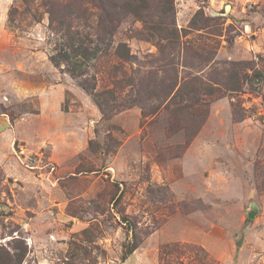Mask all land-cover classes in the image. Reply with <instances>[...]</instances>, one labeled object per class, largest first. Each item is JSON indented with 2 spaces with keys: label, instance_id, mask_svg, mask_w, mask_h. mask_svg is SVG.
<instances>
[{
  "label": "rangeland",
  "instance_id": "obj_1",
  "mask_svg": "<svg viewBox=\"0 0 264 264\" xmlns=\"http://www.w3.org/2000/svg\"><path fill=\"white\" fill-rule=\"evenodd\" d=\"M175 6L180 30L209 19L183 37L201 54L191 65L168 66L118 0H0V246L21 234L24 264H264V0ZM59 28L100 45L88 77L113 93L102 110L52 63ZM120 43L134 61L115 56ZM187 78L215 94L173 99Z\"/></svg>",
  "mask_w": 264,
  "mask_h": 264
},
{
  "label": "trees",
  "instance_id": "obj_2",
  "mask_svg": "<svg viewBox=\"0 0 264 264\" xmlns=\"http://www.w3.org/2000/svg\"><path fill=\"white\" fill-rule=\"evenodd\" d=\"M97 0H91V3H95ZM122 5V8L133 15L138 21L143 23V30L141 31L142 35L148 37V41H154L158 47V51L161 55V58L164 62L168 63V66H174L177 59L181 61L182 65H191L193 62H190V55L188 53V43L184 44L183 37H186L192 30L198 27L200 21L208 20L202 18L203 13L198 11L193 19L190 22L189 29H179L176 25V6L175 0H118ZM81 14L75 13L74 16L82 18L87 14V9L83 10ZM51 12V23L55 22L61 26L65 25V17H59L56 14V10L53 9ZM58 31V52L56 55L52 56L51 61L56 67H60L62 64H66L67 73L70 74L74 79L79 81V85L90 94L93 99L98 104L99 108L102 110L104 103L103 96H112L113 93L111 90L97 93L96 92V77H88V68L89 63L92 61L99 60L102 55V50L100 45L92 48V40L90 39L89 33H83L82 31H71L70 28L64 32L62 28H59ZM98 35H100V42L109 38L111 40L110 48L112 47L113 32L114 29L111 27V21L108 20L107 14H101L99 16L98 22ZM114 54L119 59L130 62L134 61L135 55L131 53V49L126 43H120L114 49ZM110 55V51L107 52V56ZM190 56V57H189ZM195 59L201 58V54L194 52L193 56ZM177 64V63H176ZM236 66V65H235ZM234 67V66H232ZM258 79H263L262 73H256ZM197 83V82H195ZM194 83L193 79H185L176 93L173 96V99L181 97L183 98L185 94L192 95L193 98L200 96V92L204 91L208 95L215 94L214 87L210 86V89L207 88H197V85ZM172 90L178 86V77L174 78V83H172ZM194 84V85H192ZM226 85L228 86L229 91H239L241 90V81L239 75L235 68H231L229 75L226 78ZM163 88V87H162ZM159 93L153 91L150 93V98L159 97ZM173 94V93H172ZM171 97V96H170ZM126 223L129 226H133L131 231H134L133 224L130 221L126 220ZM18 232V231H15ZM14 233V232H13ZM12 233V234H13ZM19 234V232H18ZM13 237L12 244H9V247L1 245L0 246V264H24L29 256L31 250L26 242V240L19 234V237ZM139 241L136 237L124 246L126 253L123 256V259L126 260L129 255H131L138 247Z\"/></svg>",
  "mask_w": 264,
  "mask_h": 264
},
{
  "label": "water",
  "instance_id": "obj_3",
  "mask_svg": "<svg viewBox=\"0 0 264 264\" xmlns=\"http://www.w3.org/2000/svg\"><path fill=\"white\" fill-rule=\"evenodd\" d=\"M255 217V213L254 212H251L250 214H249V218H254ZM241 244H242V240L238 243V246H241Z\"/></svg>",
  "mask_w": 264,
  "mask_h": 264
},
{
  "label": "crops",
  "instance_id": "obj_4",
  "mask_svg": "<svg viewBox=\"0 0 264 264\" xmlns=\"http://www.w3.org/2000/svg\"><path fill=\"white\" fill-rule=\"evenodd\" d=\"M39 264H45V262H39Z\"/></svg>",
  "mask_w": 264,
  "mask_h": 264
}]
</instances>
